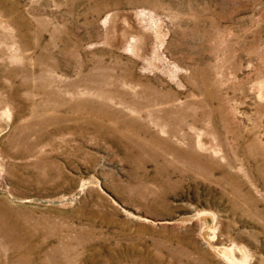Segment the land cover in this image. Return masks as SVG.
Wrapping results in <instances>:
<instances>
[{"label":"rangeland","instance_id":"rangeland-1","mask_svg":"<svg viewBox=\"0 0 264 264\" xmlns=\"http://www.w3.org/2000/svg\"><path fill=\"white\" fill-rule=\"evenodd\" d=\"M0 264H264V0H0Z\"/></svg>","mask_w":264,"mask_h":264},{"label":"bare ground","instance_id":"bare-ground-1","mask_svg":"<svg viewBox=\"0 0 264 264\" xmlns=\"http://www.w3.org/2000/svg\"><path fill=\"white\" fill-rule=\"evenodd\" d=\"M155 138V137H154ZM153 140V139H152Z\"/></svg>","mask_w":264,"mask_h":264}]
</instances>
